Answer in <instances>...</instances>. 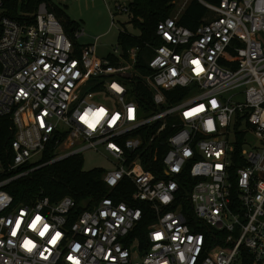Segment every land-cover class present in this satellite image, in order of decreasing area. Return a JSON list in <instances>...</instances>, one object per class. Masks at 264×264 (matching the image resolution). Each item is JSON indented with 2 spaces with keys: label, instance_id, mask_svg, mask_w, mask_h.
I'll return each mask as SVG.
<instances>
[{
  "label": "built area",
  "instance_id": "obj_1",
  "mask_svg": "<svg viewBox=\"0 0 264 264\" xmlns=\"http://www.w3.org/2000/svg\"><path fill=\"white\" fill-rule=\"evenodd\" d=\"M11 1L0 0V118L12 122L8 168L0 156V264H264V0H200L214 16L195 30L179 24L184 4L158 24L161 44L146 43L147 75L141 46L101 58L100 38L80 44L85 31L70 36L52 0L24 22L8 15ZM101 107L94 130L79 120ZM51 147V163L88 151L112 160L105 184L133 189L148 209L111 196L82 211L71 196L16 204L7 188Z\"/></svg>",
  "mask_w": 264,
  "mask_h": 264
},
{
  "label": "trees",
  "instance_id": "obj_2",
  "mask_svg": "<svg viewBox=\"0 0 264 264\" xmlns=\"http://www.w3.org/2000/svg\"><path fill=\"white\" fill-rule=\"evenodd\" d=\"M43 1L45 0H12L9 4L8 15L13 19L24 22L26 19L22 15L24 13H35ZM178 1L130 0V4L127 6L129 13L126 14L129 15L130 23L139 31V35L135 36L127 31H122L119 35V44L122 45L125 51L135 46L142 47L137 70L144 75L149 74L148 60L153 55V50L147 48L146 43L161 44L160 39L157 37L158 24L176 14ZM202 1L213 5H220L223 0ZM54 11L63 22L66 32L70 36L81 28L71 18L63 20L62 11L58 10L55 6ZM210 13V10L200 0H192L181 13L179 24L195 30L206 23L205 21ZM28 20L31 23L35 22L34 18H29ZM183 94L181 90L167 93L169 104H177L181 101ZM148 96L147 111L151 112L155 107L151 101V93ZM170 133L169 131L165 132L161 139L164 142V146L161 148V155L167 150L165 140ZM11 134V120L9 118H0V156L6 168H8L12 158L10 147ZM55 158L56 155L51 147L43 154L38 162L26 168L27 170L33 169L30 174L15 181L7 188L8 192L15 198L16 204H29L44 197H48L53 203H56L65 196H71L76 200L78 210L82 211L102 198L111 196L119 202L126 201L130 205L138 206L143 210L148 209L147 205L134 204L132 202L131 194L133 193V189H128V191L122 188L110 190L103 180L104 169L85 170L83 155L71 156L64 160L51 163ZM146 169L152 170L148 165ZM187 219L191 225H195V220L191 213H187ZM153 221L152 217L145 218L141 224L142 232H145ZM249 263L250 259L245 264Z\"/></svg>",
  "mask_w": 264,
  "mask_h": 264
},
{
  "label": "rangeland",
  "instance_id": "obj_3",
  "mask_svg": "<svg viewBox=\"0 0 264 264\" xmlns=\"http://www.w3.org/2000/svg\"><path fill=\"white\" fill-rule=\"evenodd\" d=\"M190 1L192 0H179L177 8H182ZM52 3L62 11L63 20L71 18L81 24L86 36L79 40L80 44L91 45L95 43L96 38H100L97 49L98 56L101 58L108 57L119 46L120 32L127 31L130 34L139 35V31L130 23L129 15L118 12V7L129 6L130 0H52ZM112 14L115 18H112ZM212 15L213 12L207 20L212 19L214 16ZM86 90L89 89L86 88ZM97 102L100 101L97 100ZM101 103L106 106L108 104L106 101ZM83 156L84 168L87 171L94 169L110 171L115 168L112 160L99 152L88 151Z\"/></svg>",
  "mask_w": 264,
  "mask_h": 264
},
{
  "label": "clouds",
  "instance_id": "obj_4",
  "mask_svg": "<svg viewBox=\"0 0 264 264\" xmlns=\"http://www.w3.org/2000/svg\"><path fill=\"white\" fill-rule=\"evenodd\" d=\"M197 71H201V69L197 68ZM112 89H114L116 92H122L123 88L120 87L118 84L113 83L110 85ZM213 106L216 105V101H212ZM134 109L130 106L129 107V119H132V113ZM107 114V110L103 107L99 108L96 111H93L91 109L86 110L80 117L79 120L87 126L89 129H95L98 124L101 123L102 120H104L105 116ZM119 119V114H115L112 116L111 120L109 121V125H114L116 121ZM32 227H35V224L32 225ZM41 236L44 235L43 232L40 233ZM31 243H26L25 247H28L29 249L32 247Z\"/></svg>",
  "mask_w": 264,
  "mask_h": 264
},
{
  "label": "snow or ice",
  "instance_id": "obj_5",
  "mask_svg": "<svg viewBox=\"0 0 264 264\" xmlns=\"http://www.w3.org/2000/svg\"><path fill=\"white\" fill-rule=\"evenodd\" d=\"M194 63H197L198 64V62H194ZM201 71H202V69H201ZM186 115H190V113H186ZM37 220H39V217H37ZM19 222H17V224H18ZM13 234H15V233H13ZM59 235V234H58ZM52 243H55V239H53V241H52Z\"/></svg>",
  "mask_w": 264,
  "mask_h": 264
},
{
  "label": "crops",
  "instance_id": "obj_6",
  "mask_svg": "<svg viewBox=\"0 0 264 264\" xmlns=\"http://www.w3.org/2000/svg\"><path fill=\"white\" fill-rule=\"evenodd\" d=\"M178 10H179V9H177V12H178ZM177 12H176V14H177ZM176 14H175V15H176ZM175 15H174V16H175ZM112 18H113V17H112ZM78 24H79V26H81L80 23H78ZM81 28H82V27H81ZM106 33H107V32H106ZM104 34H105V33H104ZM132 35H133V34H132ZM135 36H138V35H135ZM118 43H119V42H118ZM97 53H98V50H97ZM109 55H110V54H109ZM109 55H108V56H109Z\"/></svg>",
  "mask_w": 264,
  "mask_h": 264
}]
</instances>
